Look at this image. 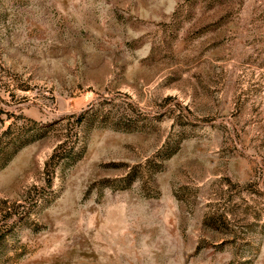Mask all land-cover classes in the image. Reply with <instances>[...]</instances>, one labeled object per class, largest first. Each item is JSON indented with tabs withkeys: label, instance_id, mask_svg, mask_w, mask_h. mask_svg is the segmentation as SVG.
I'll use <instances>...</instances> for the list:
<instances>
[{
	"label": "rangeland",
	"instance_id": "1",
	"mask_svg": "<svg viewBox=\"0 0 264 264\" xmlns=\"http://www.w3.org/2000/svg\"><path fill=\"white\" fill-rule=\"evenodd\" d=\"M0 264H264V0H0Z\"/></svg>",
	"mask_w": 264,
	"mask_h": 264
}]
</instances>
